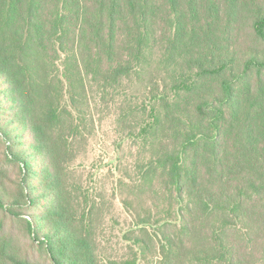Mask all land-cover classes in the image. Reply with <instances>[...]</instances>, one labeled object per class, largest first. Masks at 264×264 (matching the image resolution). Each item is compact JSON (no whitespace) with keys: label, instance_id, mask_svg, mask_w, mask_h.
<instances>
[{"label":"trees","instance_id":"16d2710c","mask_svg":"<svg viewBox=\"0 0 264 264\" xmlns=\"http://www.w3.org/2000/svg\"><path fill=\"white\" fill-rule=\"evenodd\" d=\"M169 2L175 6L178 0ZM46 3L0 0V76L10 85L9 98L20 103L34 148L48 160L42 179L53 193L44 191L47 209L38 221L26 222L53 264H264V239H256L264 231V215L263 224L255 223L247 202L264 192V130L249 124V118L243 123V140L252 160L235 171L224 149L233 113L236 116L240 109L234 83L222 81L223 99L213 96L215 102H193L196 76L221 70L188 72L174 54L168 62L176 73L173 93L152 91L149 119L139 131L130 127L126 135L138 140L142 149L136 176L119 179L121 194L130 191L122 203L134 217L124 235L127 255L101 256L96 223L101 222L104 204L89 189L74 195L71 162L96 129L95 115L86 111L91 102L89 84H97L103 100L108 95L111 102L129 71L115 61L117 45L126 38L123 27L138 28L128 43L129 60L137 69L141 64H135L133 54L146 56L149 43L158 37L150 18L157 4L154 0H54L51 17L45 18L39 10ZM254 28L264 40V15ZM251 66L263 70L264 62L249 60L245 70ZM184 101L181 109L186 110H173ZM216 103L219 109L210 108ZM136 116L130 109L120 114L130 124ZM20 163L27 185L31 163L28 159ZM135 190L136 199L144 197L151 203L142 213L131 198ZM22 196L31 206L36 202L29 193ZM0 207L15 212L1 196ZM165 212L170 213L167 219ZM39 221L47 222L49 229H41ZM257 247L250 257L247 252Z\"/></svg>","mask_w":264,"mask_h":264},{"label":"rangeland","instance_id":"374dc122","mask_svg":"<svg viewBox=\"0 0 264 264\" xmlns=\"http://www.w3.org/2000/svg\"><path fill=\"white\" fill-rule=\"evenodd\" d=\"M154 1L157 6L150 18L157 39L149 43L150 52L146 56L133 54L135 64H141L136 69L128 57V43L133 40L138 28L135 25L123 27L126 38L117 45L115 61L127 65L129 71L125 72L122 84L113 91L111 102L108 95L107 100H103L105 96L97 84H89L91 102L89 107L86 106V111L95 115L96 129L89 143L71 162L70 186L74 189V195L79 196L89 189L93 197L104 204L101 222L96 226L100 254L108 259H120L127 255L124 235L134 223V217L121 200L124 195H130V191L125 189L121 194L119 179L125 175L136 176L138 170L135 165L142 160V149L138 148V140L133 136L127 139L126 135L130 127L135 126L139 131L149 119L148 103L152 91L173 93L171 90L176 73L168 65L173 54L180 61L181 69H189L188 72L197 74L201 68L207 71L215 68L221 70L215 75L196 76L198 86L190 95L193 102L198 99L215 102L213 96L223 99L222 81L234 83L233 91L240 101V109L236 116L233 113L224 149L235 171L248 167L252 160L247 153L250 149H246L243 140L246 132L243 123L249 118V124L264 130V69L251 66L245 70L249 60L264 62V40L254 28L257 18L264 15V0H178L175 6L169 0ZM53 3L54 0H47L39 13L50 18ZM89 15L91 17V13ZM131 36L132 39H129ZM0 53H3L1 49ZM193 61L197 62L193 65ZM160 80H164V84ZM9 89V83L0 76V196L6 207L10 209L14 206L13 210L18 214L15 216V212L0 207V264H53L46 247L34 241L26 222L38 221L47 209V202L42 198L44 191L49 196L53 193L42 179L48 160L34 148L36 144L26 126L20 103L9 98ZM185 101L180 102L179 107H173V110H186L181 109L185 108ZM210 108L217 110L219 105L210 104ZM129 109L131 116L137 115L133 124L120 118V114ZM145 153L148 154L147 151ZM15 156L20 160H16ZM24 159H28L32 167L27 176V185L23 184L20 163ZM23 192L36 198L33 206L27 204ZM258 194L261 195L247 202L253 221L261 224L264 192ZM136 195L137 190L131 194V198L135 200V209L142 213L151 203L144 197L136 199ZM169 216L170 213H164V219ZM39 227L48 230L49 224L39 221ZM256 239L263 241L264 231ZM259 248L247 253L250 257L254 256Z\"/></svg>","mask_w":264,"mask_h":264}]
</instances>
